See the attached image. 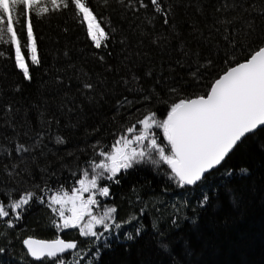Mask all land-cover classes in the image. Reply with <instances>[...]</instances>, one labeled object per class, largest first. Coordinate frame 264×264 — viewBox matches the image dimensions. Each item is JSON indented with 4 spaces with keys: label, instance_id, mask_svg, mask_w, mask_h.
I'll list each match as a JSON object with an SVG mask.
<instances>
[{
    "label": "snow or ice",
    "instance_id": "1",
    "mask_svg": "<svg viewBox=\"0 0 264 264\" xmlns=\"http://www.w3.org/2000/svg\"><path fill=\"white\" fill-rule=\"evenodd\" d=\"M98 6L0 0V45L9 46L0 57L19 76L0 87V264H108L117 245L133 257L123 264H189L201 213L238 209L247 182L264 185V0ZM65 13L84 33L96 71L71 49L45 65L34 18ZM37 72L38 96L21 105ZM244 149L248 158L230 165ZM149 165L166 178L164 193L172 185L186 193L184 208L194 195L191 215L148 214L136 183L138 211L121 217L114 199L105 203L126 175ZM65 171L68 187L59 180ZM34 206L51 214L54 238L15 231L27 228ZM65 230L82 239H66Z\"/></svg>",
    "mask_w": 264,
    "mask_h": 264
},
{
    "label": "trees",
    "instance_id": "2",
    "mask_svg": "<svg viewBox=\"0 0 264 264\" xmlns=\"http://www.w3.org/2000/svg\"><path fill=\"white\" fill-rule=\"evenodd\" d=\"M92 3L99 5L97 11L101 10L103 0H92ZM112 19L114 23L118 22L114 14ZM33 22L38 38V47L46 66L55 65L58 56L65 50L71 49L74 57H79L83 53L86 61L85 67L88 70H97L85 35L70 13L44 19L34 18ZM65 28L68 29L67 33L63 31ZM8 47V45H0V51H4ZM80 62L77 61L78 64ZM40 75V72L36 73V84L25 87L23 97L20 98L21 105L38 96L37 88ZM18 79L19 76L13 69L12 63L6 57H0V87L6 88ZM8 99H17V97L9 96ZM2 102L0 101V103ZM136 115L133 113V118ZM118 126L117 124L108 127L117 128ZM104 135V144H108L112 138L107 133ZM86 158V156L81 157L82 166L83 160ZM247 158L248 152L244 149L228 163L236 164ZM76 178H79V174ZM165 179L160 171L150 165L132 170L130 175L124 177L121 185L113 187L114 196L106 198L105 203H111L114 199L120 206L121 217L130 211H138L143 205L135 202V196L132 193L131 185L136 183L139 186L137 188L139 194L145 201H150L148 214L162 213L164 217L174 214L181 217H184L185 214L191 215L195 206L194 195L192 197L193 206L184 208L181 200L186 197V193L175 185H172L169 191L164 193L162 189L165 187L163 183ZM0 180H3V177H0ZM59 180L61 183H65L66 187L74 184L71 174L67 171L59 176ZM130 200L133 203H130ZM201 217L200 227L195 232V247L190 249L185 256L189 264H264V185H261L258 179H253L244 185V200L238 209L228 210L220 215L201 213ZM50 218L51 214L45 207L34 206L25 215L23 223L27 225V228L17 227L15 231H27L41 239L54 238L57 230L51 227ZM184 223L187 224L188 221L185 220ZM2 227L3 225H0V228ZM62 234L66 239H82L74 230H65ZM19 249L20 245L17 241V252ZM68 258L70 259V257ZM132 258L119 245L114 252H109L105 257L108 264H112L113 261H121L123 264Z\"/></svg>",
    "mask_w": 264,
    "mask_h": 264
}]
</instances>
